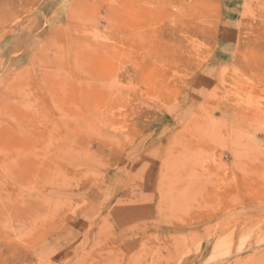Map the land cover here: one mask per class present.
<instances>
[{"label": "rangeland", "instance_id": "obj_1", "mask_svg": "<svg viewBox=\"0 0 264 264\" xmlns=\"http://www.w3.org/2000/svg\"><path fill=\"white\" fill-rule=\"evenodd\" d=\"M0 264H264V0H0Z\"/></svg>", "mask_w": 264, "mask_h": 264}, {"label": "bare ground", "instance_id": "obj_2", "mask_svg": "<svg viewBox=\"0 0 264 264\" xmlns=\"http://www.w3.org/2000/svg\"><path fill=\"white\" fill-rule=\"evenodd\" d=\"M256 209V208H255Z\"/></svg>", "mask_w": 264, "mask_h": 264}]
</instances>
